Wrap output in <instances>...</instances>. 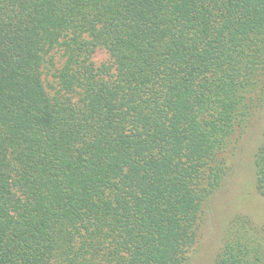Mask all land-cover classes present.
<instances>
[{"label": "trees", "instance_id": "trees-1", "mask_svg": "<svg viewBox=\"0 0 264 264\" xmlns=\"http://www.w3.org/2000/svg\"><path fill=\"white\" fill-rule=\"evenodd\" d=\"M249 138L264 198V0H0V264H189Z\"/></svg>", "mask_w": 264, "mask_h": 264}, {"label": "rangeland", "instance_id": "rangeland-1", "mask_svg": "<svg viewBox=\"0 0 264 264\" xmlns=\"http://www.w3.org/2000/svg\"><path fill=\"white\" fill-rule=\"evenodd\" d=\"M93 59L99 65L109 62V56L103 49H98ZM57 61L59 65V57ZM256 141L248 139L232 168V176L212 197L189 264H213L224 246L232 222L238 216L250 219L260 231L261 241H264V198L256 190L252 163Z\"/></svg>", "mask_w": 264, "mask_h": 264}]
</instances>
